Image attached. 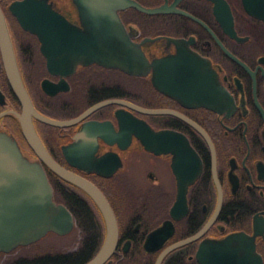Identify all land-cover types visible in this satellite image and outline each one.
Instances as JSON below:
<instances>
[{"label": "flooded vegetation", "instance_id": "obj_1", "mask_svg": "<svg viewBox=\"0 0 264 264\" xmlns=\"http://www.w3.org/2000/svg\"><path fill=\"white\" fill-rule=\"evenodd\" d=\"M24 1L0 0V9L35 109L54 119L72 120L100 101L118 98L92 96L105 87H120L122 71L118 68L79 64L67 76L48 70L38 36L24 29L11 10L18 3H22L20 8H30ZM42 1L71 24L81 25L75 0ZM137 1L148 7L175 3ZM175 6L184 14H147L145 35L137 14L124 18L131 7L119 11L124 25L137 30L136 41L147 36L181 39L207 63L202 78L205 89L198 99L177 100L161 93L149 76L145 77L151 85L145 86L147 92L135 89V101L126 99L183 116L131 110L132 118L147 124L153 150L144 147L131 125L122 130V119L115 115L117 104L101 106L63 127L33 118L35 129L51 156L95 184L111 205L118 240L105 264H155L162 251L196 235L207 224L197 238L166 253L160 264H201L196 254L203 241L234 233L252 239L258 264H264V0H178ZM144 50L152 58L175 53L177 48L160 39ZM44 79L61 90L46 92L41 85ZM19 113L21 105L8 81L0 50V130L14 136L25 155L36 158L23 137ZM88 121L106 122L110 129L80 136ZM160 132L166 134L165 146L159 144ZM96 159L101 160L98 165ZM44 169L53 186L51 177L59 176L46 165ZM65 184L70 203L76 205L74 195L86 207H95L99 213L93 210L88 215L105 231L102 214L90 196L69 181ZM74 219L73 231L80 232ZM163 225L167 228L162 239L148 246L152 251L146 250L147 236Z\"/></svg>", "mask_w": 264, "mask_h": 264}, {"label": "water", "instance_id": "obj_2", "mask_svg": "<svg viewBox=\"0 0 264 264\" xmlns=\"http://www.w3.org/2000/svg\"><path fill=\"white\" fill-rule=\"evenodd\" d=\"M177 1L175 0V3ZM24 3L29 4L30 8H20L22 3H18L11 10L24 29L38 36L41 52L51 73L57 72L61 76H67L74 72L79 64L85 66L97 63L108 68H118L130 76H149L155 89L177 100L193 101L198 99L199 92L205 89L202 78L207 63L186 48L185 42L170 36H147L136 41L137 30L134 27L127 28L119 15V11L130 7L145 14L165 12L184 14L176 8L175 3L148 7L137 0H75L80 14V26L71 24L44 1L41 3L40 0H26ZM160 39H165L168 44H174L177 51L149 58L144 46ZM0 50L8 81L21 105V113L17 116L23 137L36 155V158L25 155L15 137L0 130V253H9L19 246L38 242L48 233L64 236L73 230L74 216L66 205L54 200L53 187L44 169L46 165L59 177L87 193L104 219V240L97 253L84 264L109 263L118 240V226L111 205L95 184L68 170L51 156L35 129L33 118L52 126L63 127L101 106L117 104L119 108L115 110V115L122 119V123L120 122L122 130L130 129L131 125V129L136 131L144 147L153 150L154 145L149 140L147 124L144 120L132 118L131 110L144 114L171 113L182 118L183 116L167 109L141 107L122 98L100 101L72 120L45 116L35 109L23 83L1 9ZM210 82L213 83V80ZM41 85L51 94L61 90V87L58 85L54 87L47 79H44ZM185 119L197 127L191 120ZM131 121L136 124H131ZM109 129L106 122L88 121L84 124L80 136L87 132L102 133ZM157 135H160L159 144L163 145L166 134L160 132ZM88 154L90 152L85 156ZM99 162L101 160L96 159L97 165ZM180 194L179 192L178 199L181 197ZM178 204L179 201L176 202L173 214ZM207 227L208 224L196 235L162 251L155 264H160L171 249L197 238ZM166 228L167 226L163 225L147 236L146 250H153L148 246L154 241H160ZM196 256L201 264H258L260 261L252 239L242 233L230 234L221 240H205ZM239 259L240 262H237Z\"/></svg>", "mask_w": 264, "mask_h": 264}, {"label": "trees", "instance_id": "obj_3", "mask_svg": "<svg viewBox=\"0 0 264 264\" xmlns=\"http://www.w3.org/2000/svg\"><path fill=\"white\" fill-rule=\"evenodd\" d=\"M132 14H137V23L142 29L143 35L148 34L144 26L148 15L131 8L125 12L124 18L127 17L128 19H132ZM121 75L122 79L119 88L105 87L101 91L102 93H94L92 96H104V98L118 97L135 101L132 97V91L137 89L145 93L147 92L145 86L149 85L151 87L145 77H133L123 72ZM132 79H137V81L133 82ZM51 180L54 188L55 201L66 205L77 219V227L80 228L81 234L78 247L73 250L57 247L55 245L41 247L39 242H35L28 246H19L9 253H0V261L2 258H5L0 264H84L99 250L105 237V231L100 230V225L96 224L95 221L94 223L92 221L93 219L89 216L92 215L93 210L99 213L98 210L92 206L86 207L84 202L79 198H75L74 195L73 199L76 205L73 206L70 203L67 191L68 186L65 184L66 181L57 176H52Z\"/></svg>", "mask_w": 264, "mask_h": 264}, {"label": "rangeland", "instance_id": "obj_4", "mask_svg": "<svg viewBox=\"0 0 264 264\" xmlns=\"http://www.w3.org/2000/svg\"><path fill=\"white\" fill-rule=\"evenodd\" d=\"M133 82L137 81V79H132ZM81 238L80 232L75 229L72 233L60 236L54 233H48L39 243L41 247H45L47 245H55L57 247L66 248L69 250L76 249L79 245ZM5 258H2L0 262H2Z\"/></svg>", "mask_w": 264, "mask_h": 264}]
</instances>
